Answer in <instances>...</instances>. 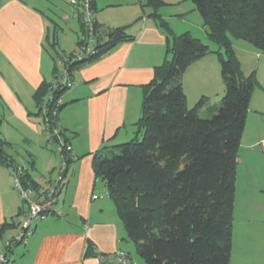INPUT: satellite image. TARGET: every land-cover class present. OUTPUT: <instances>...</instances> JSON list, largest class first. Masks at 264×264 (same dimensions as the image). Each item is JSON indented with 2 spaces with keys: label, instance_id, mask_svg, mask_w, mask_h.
<instances>
[{
  "label": "crops",
  "instance_id": "0c3cea01",
  "mask_svg": "<svg viewBox=\"0 0 264 264\" xmlns=\"http://www.w3.org/2000/svg\"><path fill=\"white\" fill-rule=\"evenodd\" d=\"M162 1L165 5L159 14L176 35L189 33L209 46L202 19L190 0ZM64 4L66 11L61 4L52 5L59 15L55 22L26 0H0V137L9 144L4 148L6 157L27 172L39 186L38 191L47 190L57 179L63 160L46 136L33 94L42 82L54 84V66L58 73L62 71L61 57L67 53L61 51L54 55L47 50V46L52 49L59 46L56 26L61 23L72 30L77 26L74 30L77 38L75 10L66 0ZM142 4L143 0H122L98 7L95 21L100 26L104 29L126 27V34L133 40L118 44L97 61L73 72V84L60 98L62 107L57 118V128L65 133L71 147V152L66 153L70 162L64 185L52 213L35 221L32 234L21 244V250L9 257L12 264H117L113 258L100 262L98 257L109 258L117 251L127 253L139 264L134 257H137L134 245L104 183L94 177L92 158L94 153L135 136L142 87L150 83L154 68L165 56V35L147 17L150 10ZM104 13L109 15L108 20ZM58 29L63 33L62 27ZM48 33L51 37L55 35L54 47L46 42ZM245 50L262 56L252 47ZM217 69V57L209 53L184 71L181 81L188 107L206 98L207 103L201 110L206 113L209 106L219 103L224 86ZM262 112L264 109L259 110L258 103L251 98L245 126L249 119L256 120ZM261 143L264 138L252 137L247 141L240 160L243 163L241 179L236 171L230 264H264ZM238 196L239 220L236 221ZM24 205L13 185L12 168L0 164V252L18 234L27 210ZM20 211L22 214L18 216ZM8 224L13 226L3 227ZM88 242L94 246L95 257L85 255Z\"/></svg>",
  "mask_w": 264,
  "mask_h": 264
},
{
  "label": "trees",
  "instance_id": "16d2710c",
  "mask_svg": "<svg viewBox=\"0 0 264 264\" xmlns=\"http://www.w3.org/2000/svg\"><path fill=\"white\" fill-rule=\"evenodd\" d=\"M69 1L79 27L77 48L90 37L81 17L86 3L94 39L93 53L82 60H72L74 53L61 57L62 70L72 81L75 70L97 61L118 44L131 42L133 37L126 34V27L104 29L95 21L97 0ZM190 1L202 19L208 40L218 50L210 51L189 33L174 34L159 14L165 3L143 0L141 6L150 10L147 17L165 35V56L154 68L150 83L142 87L135 136L94 153L92 158L94 177L104 183L144 264H230L238 149L256 84L254 74H242L232 41L243 40L264 55V0ZM55 41V35H46L47 44L54 47ZM209 53L219 62L224 94L217 105L207 108V117H202L200 111L207 99L201 98L189 108L181 79L192 63ZM53 72L57 79L61 72L55 66ZM53 85L42 82L33 94L38 116L48 96L59 99L67 90H54ZM41 121L44 126L42 117ZM52 126L57 127V116ZM60 136L68 145L62 130ZM8 145L0 137V164L13 168L16 165L4 154ZM62 158L68 165V154L63 152ZM20 179L23 186L38 192L39 186L26 171ZM85 255L96 256L91 242Z\"/></svg>",
  "mask_w": 264,
  "mask_h": 264
},
{
  "label": "built area",
  "instance_id": "2783aa9c",
  "mask_svg": "<svg viewBox=\"0 0 264 264\" xmlns=\"http://www.w3.org/2000/svg\"><path fill=\"white\" fill-rule=\"evenodd\" d=\"M70 4H74V0L69 1ZM82 21L85 26L90 31V37L87 39L85 45L78 49L77 52H74V57L72 60L80 61L84 58L85 55L93 53L94 39L92 32V15L89 11L88 4H84L82 11ZM73 82L69 79L66 71L62 70L59 76L57 77L56 82L53 85V89H68L72 86ZM61 98V97H60ZM59 99H54L52 96H48L46 100L41 104L40 113L41 117L44 120V128L46 136L49 141L54 143L56 146V151L61 155L63 152H71V147L65 145L60 136V130L57 127L52 126V119L56 116L60 103ZM261 148L264 151V143H261ZM67 164L65 159L62 160L57 179L47 188V190L34 191L28 186H23L21 183V175L23 173V168L20 166H14L12 168V179L15 190L17 191L19 197L26 205V212L23 216V221L20 224V230L18 234L5 244L3 251L0 252V264H12L9 258V251L12 250L14 245L25 244L28 237L32 234L33 224L35 221L51 214L53 207L56 203L58 194L64 185L65 170ZM96 199V196L93 197ZM113 258L117 264H137L135 263L130 256L123 252L117 251L109 256V258L101 257L100 262H105L106 260Z\"/></svg>",
  "mask_w": 264,
  "mask_h": 264
},
{
  "label": "rangeland",
  "instance_id": "374dc122",
  "mask_svg": "<svg viewBox=\"0 0 264 264\" xmlns=\"http://www.w3.org/2000/svg\"><path fill=\"white\" fill-rule=\"evenodd\" d=\"M26 1L28 3H30L32 6H36L44 14L51 17L55 22H58L57 16H59V15H58V12L53 10L52 5L53 4H59V5L61 4V6L64 7L65 11L68 9L67 5L64 4L65 0H43V2H40V0H26ZM111 2H116V1L115 0H99L98 5L101 6L103 3H111ZM99 8H98V11L96 12V14L99 12ZM104 16L108 20L109 15L104 13ZM59 24L60 25H58V26L62 27L64 29V31L62 33V31H60L58 29L59 27L56 26L58 40H59V46L55 47V49H52L50 46H47L48 52L53 53L54 55L57 52L60 53L61 51L65 52L67 54L77 52L78 48L75 45V39H76V37H75L76 32L75 31L77 29V26L75 29H74V26L72 27L75 30L74 31L72 29L64 27V24H62V25H61V23H59ZM201 42L203 44L207 45L206 43H204L205 41H201ZM209 46L208 47L210 48V50H213V51L218 50V46L213 44L212 42H209ZM232 46H233L235 54H236V56L240 62V67H241L240 69H241V72L244 75V77H247L251 74H254V77L256 79V84L254 86L251 98L253 99L254 103H258L259 110L264 109V55H262V56L259 55L257 57V56H255V52L253 54H251L250 52H247L245 50V48L246 47L251 48L252 45H250L249 43H247L243 40H233ZM252 49H254V48L252 47ZM44 60H45V58H44ZM46 60L50 61L48 58H46ZM59 67H60V65H59ZM218 69L220 72L219 62H218ZM60 70H62V68ZM56 80L57 79H55V82H56ZM220 100H219V102H220ZM194 105L195 104L191 105L189 108L193 107ZM58 114H59V112L57 111L56 112L57 118H58ZM200 116L207 117V113H203L201 111ZM39 117L41 118V116H39ZM252 137H254L255 139H261V138L263 139L264 138V112H262L261 115H257L256 120L252 119V121H251L249 119L246 126L244 127L243 136H241V139H240L238 158H237V169L236 170L238 172L239 179H241V171H242V167H243V163L240 160H242L243 154L246 150L245 144ZM53 146L55 148L54 150H56L55 144ZM238 159H239V161H238ZM239 183H240V181H239ZM239 203H240V197L238 196L237 205H236V221L239 220V218H238ZM24 206L26 207V205H24ZM237 232H238V225L236 222L234 224V234L236 235ZM263 242H264V238H263ZM12 249H13V253H9V257H14V255L18 254V252L21 250V244H18L16 246L12 247ZM134 257L138 261L139 264H144L140 258L136 257L135 255H134Z\"/></svg>",
  "mask_w": 264,
  "mask_h": 264
}]
</instances>
